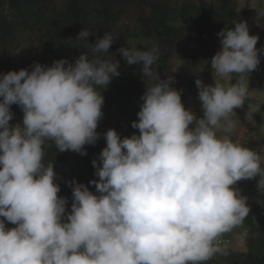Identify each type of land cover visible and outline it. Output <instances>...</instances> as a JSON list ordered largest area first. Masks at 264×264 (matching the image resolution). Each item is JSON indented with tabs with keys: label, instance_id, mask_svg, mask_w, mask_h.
Masks as SVG:
<instances>
[{
	"label": "clouds",
	"instance_id": "obj_1",
	"mask_svg": "<svg viewBox=\"0 0 264 264\" xmlns=\"http://www.w3.org/2000/svg\"><path fill=\"white\" fill-rule=\"evenodd\" d=\"M246 5L256 23L264 19V7L240 0V9ZM233 24L217 33L213 83L194 81L202 115L184 106L172 75L161 79L158 46L117 49L127 65L140 66L145 84L131 122L139 134L103 133L106 146L92 160L98 179L89 181L96 191L73 178L70 211L44 146L86 155L84 146L97 143L101 89L120 75L115 54L104 56L115 37H96L92 59L82 52L0 75V264H205L223 251L219 237L251 211L237 182L255 180L264 192V157L232 135L234 109L249 98L248 76L264 47L246 21ZM89 34L81 29L77 37ZM13 104L22 123L10 124ZM259 108L248 104L245 120Z\"/></svg>",
	"mask_w": 264,
	"mask_h": 264
},
{
	"label": "trees",
	"instance_id": "obj_2",
	"mask_svg": "<svg viewBox=\"0 0 264 264\" xmlns=\"http://www.w3.org/2000/svg\"><path fill=\"white\" fill-rule=\"evenodd\" d=\"M250 1L254 0H246ZM253 4L264 7V0H255ZM255 16L248 6L240 9L238 0H0V75L21 68L31 70L35 62L51 65L62 58L71 62L82 52L92 59L91 43L96 37L106 33L115 37L110 53L104 56L110 58L111 53L115 54L120 75L101 89L104 104L97 143L84 146L86 155L60 152L51 142L44 146V162H54L60 185L58 195L67 198L66 211L71 210L69 182L73 178L96 191L89 181L98 179L92 160L106 146L103 133L114 128L121 137L139 134L131 122L138 119L136 113L143 103L145 84L140 66L127 65L117 49L136 46L148 50L158 46L157 72L161 79L172 75L171 86L182 90L184 106L202 115L194 81L199 76L204 84L213 83L208 61L221 47L217 33L234 27V21L244 20L249 33L258 35V43L264 42V19L257 24ZM81 29L90 32L86 41L77 37ZM68 40L72 45L65 43ZM201 68L203 71L196 73ZM248 104L260 105L264 115V102L249 97L243 108L234 110L236 115L232 118L236 122L239 115L245 114ZM11 111L14 117L10 124L22 123L21 108L13 104ZM245 135L243 145L261 155L262 141L258 135ZM237 187L248 197L251 211L241 226L222 235L231 238L241 228L244 249L219 246L223 251L205 264H264V192L256 189L255 180L238 181Z\"/></svg>",
	"mask_w": 264,
	"mask_h": 264
},
{
	"label": "crops",
	"instance_id": "obj_3",
	"mask_svg": "<svg viewBox=\"0 0 264 264\" xmlns=\"http://www.w3.org/2000/svg\"><path fill=\"white\" fill-rule=\"evenodd\" d=\"M256 47L258 49L264 47V42H260L258 43V45H256ZM260 58L262 59V63H264V55H261ZM257 71L259 70V72H262L263 76L262 77V81L258 82L256 81V77H254L252 75V73L249 74L248 76V81H249V85L252 87H256L253 88L256 91L255 92V97L257 98V100H260L261 102H264V65L260 68V69H256ZM257 71H255V73H257ZM252 77V78H251ZM235 79V76L233 77ZM233 79V83L235 82ZM254 94V93H253ZM254 98V97H253ZM255 98V99H256ZM259 117L260 119H258L257 121H255V124H251L250 122H248L247 120H245L243 118V126L242 128V132H236L235 133V139L239 138L241 135L247 134V133H251L249 130H255V135L261 136V141H262V147H261V156L264 157V115H262L261 110L258 111ZM245 115H242L241 117H244ZM239 120V118H238ZM238 123V122H237ZM252 132V134L254 133ZM6 223V227H14V225L9 224L7 221H5ZM226 247H230L236 250H243L244 249V243L242 240V234H236L234 233L233 236L231 237V242L230 244H228Z\"/></svg>",
	"mask_w": 264,
	"mask_h": 264
},
{
	"label": "rangeland",
	"instance_id": "obj_4",
	"mask_svg": "<svg viewBox=\"0 0 264 264\" xmlns=\"http://www.w3.org/2000/svg\"><path fill=\"white\" fill-rule=\"evenodd\" d=\"M238 2L240 3V0H238ZM253 3H255V0L254 1H250L249 2V4H253ZM247 6V5H246ZM257 45H258V42H257ZM264 65V63H262V59L260 58V64L258 65V67H257V69H260L262 66ZM255 71H257V70H254V71H252L251 73H252V75L254 76V77H256V81H258V82H260V81H262V77L263 76H261V75H263V73L262 72H259V70L257 71V73H255ZM252 78V77H251ZM234 79V78H233ZM264 79V78H263ZM234 81H235V79H234ZM248 86H249V89H250V93H249V97H251V98H256L255 96V92H253V91H256L255 89H256V87H252V86H250L249 84H248ZM253 88H255V89H253ZM254 93V94H253ZM257 99V98H256ZM234 110H238V109H234ZM259 110H260V108H259ZM258 110V111H259ZM258 111L256 112V113H253V119H254V121H252L251 123H250V125L251 124H255V121H257L258 119H260V117H259V114H258ZM243 115H245V114H243ZM242 115H239L238 116V118H239V120H237V127H236V131L232 134L233 135V138L235 139V133L236 132H242V126H243V118L244 117H241ZM245 119V118H244ZM251 133L252 132H254L255 130H249ZM254 135H255V132L253 133ZM246 136V135H245ZM245 136L244 135H241L239 138H237L236 140H238L241 144H243L245 141H246V139H245ZM258 138H260L261 139V136H258ZM241 232H242V229L241 228H239L238 230H237V232H236V234H241Z\"/></svg>",
	"mask_w": 264,
	"mask_h": 264
},
{
	"label": "built area",
	"instance_id": "obj_5",
	"mask_svg": "<svg viewBox=\"0 0 264 264\" xmlns=\"http://www.w3.org/2000/svg\"><path fill=\"white\" fill-rule=\"evenodd\" d=\"M230 242H231L230 237H225L221 235L218 239V246H227L228 244H230Z\"/></svg>",
	"mask_w": 264,
	"mask_h": 264
},
{
	"label": "bare ground",
	"instance_id": "obj_6",
	"mask_svg": "<svg viewBox=\"0 0 264 264\" xmlns=\"http://www.w3.org/2000/svg\"><path fill=\"white\" fill-rule=\"evenodd\" d=\"M226 247V246H225Z\"/></svg>",
	"mask_w": 264,
	"mask_h": 264
}]
</instances>
